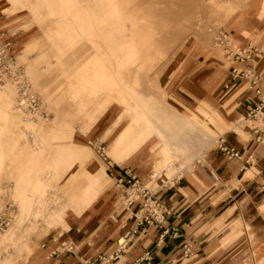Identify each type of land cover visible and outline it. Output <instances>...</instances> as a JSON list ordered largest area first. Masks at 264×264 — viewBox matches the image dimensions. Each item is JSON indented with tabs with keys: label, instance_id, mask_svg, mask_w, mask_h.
I'll use <instances>...</instances> for the list:
<instances>
[{
	"label": "rangeland",
	"instance_id": "obj_1",
	"mask_svg": "<svg viewBox=\"0 0 264 264\" xmlns=\"http://www.w3.org/2000/svg\"><path fill=\"white\" fill-rule=\"evenodd\" d=\"M261 17L264 0H0V41L13 40L17 61L27 69L51 116L50 122L42 121L44 125H30L37 131L35 138L28 140L23 129L27 113L15 109V86L8 82L0 87V212L12 206V226L20 230L19 242L28 238L33 247V253L8 247L12 259L18 257L15 264L31 262L37 247L64 232V228L48 229L30 218L28 201L35 206L34 217L64 227L105 194L124 201L130 183L118 187L108 170L105 178L94 172H105L111 157L136 160L131 158L137 155L147 159L152 173L154 149L157 145L163 148L164 141L157 131L150 130V117L152 127L167 140L170 134H181L180 125L189 121L174 118L166 102L179 71L195 57L225 52L217 38L221 31L232 36L228 23L240 25L229 40L230 47L250 30L244 23L255 26ZM135 120L147 124L141 126L146 128V139L141 142L124 137ZM174 124L179 127H172ZM201 134L198 128L197 143L191 140L198 146L197 157L206 145ZM109 136L112 141L107 140ZM21 140L31 145L35 157L41 153L37 162L41 169L32 172L31 179L16 180L15 167L26 165L29 157L18 150L17 156L6 162L5 155L8 147ZM121 140H127L123 148L118 145ZM100 145L105 147L103 154L98 152ZM171 167L174 174L182 172L176 163ZM151 178L165 181L152 174ZM14 187L17 194L23 189L31 192L27 201L19 196L16 203ZM52 188L62 191L63 199H46ZM73 188L77 197L71 206ZM34 228L38 229L35 233Z\"/></svg>",
	"mask_w": 264,
	"mask_h": 264
},
{
	"label": "crops",
	"instance_id": "obj_2",
	"mask_svg": "<svg viewBox=\"0 0 264 264\" xmlns=\"http://www.w3.org/2000/svg\"><path fill=\"white\" fill-rule=\"evenodd\" d=\"M235 21L232 25L228 23L232 36L231 32L224 31L230 40L234 39L240 26ZM243 25L249 26L250 30L237 45L225 47L220 44L227 49L220 55L193 58L179 71L167 92L166 102L173 117L189 118L194 122L193 131L187 132L190 139L197 143L200 128L206 142L193 164L175 173L172 180L162 183L151 178L152 166L147 165V159L137 155L131 158L136 160L125 158L119 161L111 157L105 172L100 169L94 172L105 178L108 170L116 180L127 169L136 173L151 189H148L151 195L162 201L167 209L163 223L138 225L136 213L141 207L140 202L126 206L112 194L103 195L104 190L100 192L102 199L85 206L82 216L69 219L67 227L34 217L35 206L29 200L30 218L48 229L64 228L59 237L54 236L34 250L29 264L97 261L101 256L115 252L119 241L135 229L137 233L114 264H132L141 257H150L153 264H264V118L253 114L264 99V17L255 26ZM4 42H10L14 47L13 40ZM246 49L251 58L240 62L234 53ZM249 68L258 75L254 84L250 77L237 73ZM171 93L175 98H170ZM172 127L179 126L174 124ZM23 129L27 135L25 122ZM17 132L20 134L21 130ZM219 139H224L225 145L239 155L224 151ZM22 140L19 145L14 143L8 147L5 155L6 162L11 156H17L18 150L22 156L29 157L26 165L18 163L15 167L16 180L31 179L32 172L41 169L37 164L41 153L35 157L31 145L22 143ZM107 140L112 141V137ZM103 143L101 140L100 144ZM101 149L105 150V147L100 145L98 149L103 154ZM15 187L12 196L16 203L20 201L19 196L27 201L31 192L23 189L17 194ZM53 188L51 191H56L63 199L62 191ZM68 190L67 185L66 196ZM72 195L71 206L77 197L75 191ZM19 209L23 212L21 207ZM37 230L34 228L33 232ZM19 231L17 226L13 227L12 239L1 249L0 257L10 246L33 253L28 238L19 242Z\"/></svg>",
	"mask_w": 264,
	"mask_h": 264
},
{
	"label": "built area",
	"instance_id": "obj_3",
	"mask_svg": "<svg viewBox=\"0 0 264 264\" xmlns=\"http://www.w3.org/2000/svg\"><path fill=\"white\" fill-rule=\"evenodd\" d=\"M220 37L217 38V41L221 44H224L225 47H229V38L226 37L223 31L220 32ZM255 52L258 51L257 48L254 49ZM236 58L240 62H244L251 58V54L246 49L244 52H235ZM238 75L242 77H250L253 84L256 83L258 75L255 74L254 69H243L237 71ZM8 82H11L15 86L18 106L19 108L26 112L27 115L31 116L36 120H41L44 122H50L51 116L46 105L42 98L39 96L37 91L34 88L33 82L29 75L27 74V69L18 63L17 56L13 52L12 44L10 42L0 41V87ZM253 114L264 118V99L261 101L254 110ZM221 148L231 153L232 155H239L233 148H229L225 145L224 139H219ZM118 187H121L124 183H130L129 188L138 187L141 188V180L139 176L133 171L127 169L124 174L121 175L118 179ZM127 188L126 190H128ZM124 190V201L123 203L126 206H131L134 203L140 202L141 207L136 213L138 219V225L143 223H148L153 225L154 223L162 224L165 219V213L167 209L164 207L163 202L158 198H155L151 195L147 188L139 190L138 196L128 195ZM141 197V198H140ZM143 200V201H141ZM12 206H7L3 211L0 212V240L7 233V231L13 225V216L11 214ZM166 231H164L165 234ZM137 233V229L132 231V233H127L123 238L125 239L124 243H120L118 249L109 255L101 256L97 261H89L86 264H114L115 261L122 257V254L126 251L129 241ZM163 236V235H162ZM25 264H29L26 261ZM132 264H153L150 257H141Z\"/></svg>",
	"mask_w": 264,
	"mask_h": 264
},
{
	"label": "bare ground",
	"instance_id": "obj_4",
	"mask_svg": "<svg viewBox=\"0 0 264 264\" xmlns=\"http://www.w3.org/2000/svg\"><path fill=\"white\" fill-rule=\"evenodd\" d=\"M205 0H201V2H203ZM180 3V2H179ZM191 3V2H189ZM193 3V2H192ZM198 4V3H197ZM201 4V3H200ZM192 6V4H191ZM196 8V7H195ZM250 11V10H249ZM181 12V11H180ZM182 14V12H181ZM180 14V15H181ZM191 24V23H190ZM193 25V24H192ZM195 26V24H194ZM190 27V26H189ZM198 27V26H197ZM180 28V26H179ZM192 28V27H190ZM194 28V27H193ZM197 29V28H196ZM185 34V33H184ZM184 36V35H182ZM179 37V36H178ZM241 37V36H240ZM173 39V38H172ZM209 39V38H208ZM186 40V39H185ZM175 43V41H174ZM180 44V43H179ZM184 45V44H183ZM182 47V46H181ZM174 50V49H173ZM199 49H197L198 51ZM201 50V49H200ZM206 50V49H205ZM203 51V50H202ZM212 52V51H211ZM173 53V52H172ZM196 53V52H195ZM165 58V57H164ZM168 58V57H167ZM209 79V77H208ZM151 87V86H150ZM165 97V96H164ZM207 107V106H206ZM16 111L22 113L23 111L19 108V106H15ZM134 110V109H131ZM22 111V112H21ZM129 111V110H128ZM145 111V110H144ZM203 111V110H202ZM212 111V110H211ZM25 113V112H24ZM130 113V112H129ZM23 115V114H22ZM134 115V114H132ZM206 115V114H205ZM211 115V114H210ZM208 115V117L210 116ZM24 116V122L25 125L27 127V136L29 139H32L34 137V131L32 129H30V125L31 124H41L43 123L40 119L36 120L34 118H32L31 116L27 115H23ZM145 116V115H144ZM138 117V116H137ZM146 117V116H145ZM214 118H216L214 116ZM189 119V118H188ZM132 120V119H131ZM186 120V119H185ZM139 121L141 122V120H135L133 122V124L129 125L126 128V134L124 135V137L131 141V142H141L143 140L146 139V135L143 134V130H145L146 128L141 127V126H146V125H141L139 123ZM150 121L151 123H149L148 126L151 125V129L150 130H155L157 131L160 139H162L164 141L163 144V148L160 147V145L156 146L154 149V159L153 161L156 162V166L154 168L153 166V171H152V177H159L161 180H165L164 182L170 181L173 179L174 177V171L171 167L172 163H176L178 164V166L181 168V170H185L187 168V166L189 164H193L195 158H197L198 156V146L195 144L193 145V143L191 142L190 137L188 136L189 132H192L193 130H191L192 127H194V122L193 120H190L185 123V124H181L180 128L183 130L181 134H178L177 136L171 135L169 136L168 140L160 133V130L155 129L154 126V121H152V118L150 117ZM219 121V120H218ZM138 123V124H137ZM220 123V122H219ZM223 123V122H222ZM157 124V123H156ZM221 124V123H220ZM156 126V125H155ZM221 127V126H220ZM149 128L147 127V130ZM191 130V131H189ZM189 131V132H188ZM206 131V129H205ZM188 132V133H187ZM123 135V134H122ZM194 135V134H193ZM209 136V135H208ZM32 137V138H31ZM122 137V136H121ZM124 139V138H122ZM166 139V140H165ZM126 140V141H127ZM126 141L121 140L118 145L120 144L121 147L123 148L126 145ZM199 143H203V140H200ZM117 145V146H118ZM119 145V146H120ZM125 155V154H124ZM153 155V154H152ZM151 158V157H150ZM143 189V187L141 186V188L138 187H131L128 190H126V193L128 195H140L139 194V190ZM58 198H60L59 194L56 191H50V193L47 195L46 199H50V201H54V200H59ZM141 198V197H140ZM13 227L11 226V228L7 231V233L1 238L0 240V251L1 249L6 246L10 241H11V235L13 232ZM125 239L122 238L120 240V243H124ZM263 245V244H262ZM264 246V245H263ZM262 246V247H263ZM18 246L14 247V251L18 250L17 249ZM13 256V252L11 253L10 251H8L6 254H4V256L0 257V264H15L17 263V258L16 259H12Z\"/></svg>",
	"mask_w": 264,
	"mask_h": 264
}]
</instances>
